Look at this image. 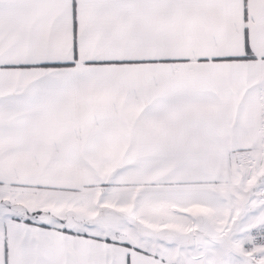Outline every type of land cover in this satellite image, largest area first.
Returning <instances> with one entry per match:
<instances>
[{
    "label": "snow or ice",
    "instance_id": "6c2138e0",
    "mask_svg": "<svg viewBox=\"0 0 264 264\" xmlns=\"http://www.w3.org/2000/svg\"><path fill=\"white\" fill-rule=\"evenodd\" d=\"M0 264H264V0H0Z\"/></svg>",
    "mask_w": 264,
    "mask_h": 264
}]
</instances>
